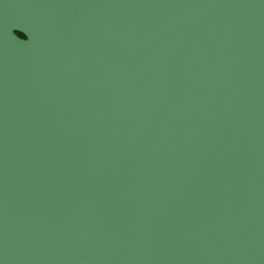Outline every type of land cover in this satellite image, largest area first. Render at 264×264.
Instances as JSON below:
<instances>
[{
	"label": "water",
	"instance_id": "obj_1",
	"mask_svg": "<svg viewBox=\"0 0 264 264\" xmlns=\"http://www.w3.org/2000/svg\"><path fill=\"white\" fill-rule=\"evenodd\" d=\"M0 264H264V0H0Z\"/></svg>",
	"mask_w": 264,
	"mask_h": 264
}]
</instances>
